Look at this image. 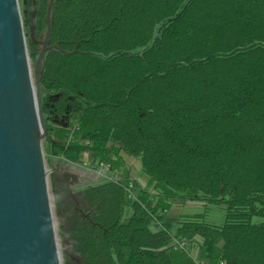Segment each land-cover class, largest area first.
Returning a JSON list of instances; mask_svg holds the SVG:
<instances>
[{
	"label": "trees",
	"instance_id": "16d2710c",
	"mask_svg": "<svg viewBox=\"0 0 264 264\" xmlns=\"http://www.w3.org/2000/svg\"><path fill=\"white\" fill-rule=\"evenodd\" d=\"M48 1L31 36L19 0L32 66ZM39 83L62 264H195L181 240L210 264H264V0H53ZM84 152L137 159L154 193L134 181L127 198V173L71 187ZM190 202L223 223L162 212Z\"/></svg>",
	"mask_w": 264,
	"mask_h": 264
},
{
	"label": "water",
	"instance_id": "95a60500",
	"mask_svg": "<svg viewBox=\"0 0 264 264\" xmlns=\"http://www.w3.org/2000/svg\"><path fill=\"white\" fill-rule=\"evenodd\" d=\"M52 4L49 0L45 37L31 67L19 1L0 0V264H62L48 182L57 170L46 168L39 83Z\"/></svg>",
	"mask_w": 264,
	"mask_h": 264
},
{
	"label": "rangeland",
	"instance_id": "374dc122",
	"mask_svg": "<svg viewBox=\"0 0 264 264\" xmlns=\"http://www.w3.org/2000/svg\"><path fill=\"white\" fill-rule=\"evenodd\" d=\"M31 67H32V63H31ZM66 140L69 141L67 134H66ZM88 160L93 161L91 165H85V163ZM97 160L103 161L105 163L107 162L112 163L111 167L113 168V170H111L108 173V175L105 174V176H103L102 174L99 173L100 171H99V168L96 166V164H93ZM46 168L48 171L50 170V167L48 166L47 162H46ZM64 171L66 174L69 175L68 181L71 187H75V186L86 184V183L96 181L99 179L107 178L108 176L113 178L115 175H121V174L127 173L128 175H130L129 181H131L132 183L135 181L141 187H145L150 193L152 194L154 193L153 186L148 183L147 178L143 176L140 171V164L138 160L127 157L125 155H121L119 157H112L110 159H103V158H98V157L93 159L92 157L89 156L87 152H84L80 156L79 162L68 164L67 166H65ZM48 182H49V175H48ZM49 186H50V182H49ZM134 188H135V184H134ZM50 199H51V211H52L56 234H57L58 249L61 255L63 251V244L61 243V240L58 234V229H59L58 220L59 219L56 215V209H55V204H54L53 196L51 193V189H50ZM162 212L168 215L176 214V213H182V214L204 213L205 214L204 220L208 223H212L215 225H221L224 220L223 211L221 209V206L213 205V204H203L201 202H190V203H185L184 205H181L179 203H174V204L169 205V207H164L162 209ZM180 249L183 252L185 251V253H187V255H189L193 259L195 264H210V263H207L200 256L199 250H197V248L191 246V249L190 248L188 249V246L185 243Z\"/></svg>",
	"mask_w": 264,
	"mask_h": 264
},
{
	"label": "built area",
	"instance_id": "2783aa9c",
	"mask_svg": "<svg viewBox=\"0 0 264 264\" xmlns=\"http://www.w3.org/2000/svg\"><path fill=\"white\" fill-rule=\"evenodd\" d=\"M78 129L77 126H72V128L68 131L67 135H68V138H69V141H73V138H74V134H75V131ZM93 161L92 160H88L85 165H91ZM93 164H96V166L99 168V173L102 174L103 176H105V174L108 175V173L113 170L111 169V165L109 163H105L103 161H98V162H94ZM111 177H107V179H109ZM134 184L129 181L125 187V190L127 192V198L129 199H132V198H135V195H134ZM185 244V242L183 241H177L174 246H173V250H178L180 249L183 245Z\"/></svg>",
	"mask_w": 264,
	"mask_h": 264
},
{
	"label": "flooded vegetation",
	"instance_id": "af4514ba",
	"mask_svg": "<svg viewBox=\"0 0 264 264\" xmlns=\"http://www.w3.org/2000/svg\"><path fill=\"white\" fill-rule=\"evenodd\" d=\"M97 181V180H96Z\"/></svg>",
	"mask_w": 264,
	"mask_h": 264
}]
</instances>
